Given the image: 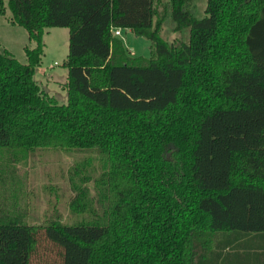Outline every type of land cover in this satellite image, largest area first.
I'll use <instances>...</instances> for the list:
<instances>
[{
	"label": "trees",
	"instance_id": "16d2710c",
	"mask_svg": "<svg viewBox=\"0 0 264 264\" xmlns=\"http://www.w3.org/2000/svg\"><path fill=\"white\" fill-rule=\"evenodd\" d=\"M169 6L188 42L161 36ZM195 8L0 0L36 42L27 63L0 51V264H251V229H264V0ZM48 27L69 29L67 103L34 77ZM115 28L150 39L151 54L132 55ZM47 147L97 153L95 175L90 159L70 169L78 221L28 220L15 165Z\"/></svg>",
	"mask_w": 264,
	"mask_h": 264
},
{
	"label": "rangeland",
	"instance_id": "374dc122",
	"mask_svg": "<svg viewBox=\"0 0 264 264\" xmlns=\"http://www.w3.org/2000/svg\"><path fill=\"white\" fill-rule=\"evenodd\" d=\"M195 5V15L204 17L207 0H192ZM7 2V0H6ZM170 2V0H163ZM169 13L160 31L161 36L169 43L179 45L190 40L189 28L176 31L175 22ZM11 11L0 13V51L9 49L21 62L27 63L28 58L25 47H35L36 42L30 40L29 32L20 25L11 24L9 18ZM125 43L132 55L149 56L151 54V40L139 36L133 32H124ZM125 36V35H123ZM125 38V37H124ZM45 54L40 66L36 68L35 79L60 103H67L68 92L65 82L68 78V69L64 65L69 52V29L67 27H48L44 33ZM238 132L244 131V126L236 127ZM234 130V131H235ZM2 154V153H1ZM97 153L93 150L78 148L47 147L30 152L28 157L18 160L15 166L22 171V177H26L28 190L32 195L28 199L29 222L41 223L48 216L60 215L63 222L72 223L82 218L71 210V198L76 191L70 181V169L87 159L92 160L89 170L95 175L100 168L97 161ZM91 195L94 193V184H88ZM50 249L49 246H44ZM43 258L42 261H46ZM212 262V261H211Z\"/></svg>",
	"mask_w": 264,
	"mask_h": 264
},
{
	"label": "crops",
	"instance_id": "0c3cea01",
	"mask_svg": "<svg viewBox=\"0 0 264 264\" xmlns=\"http://www.w3.org/2000/svg\"><path fill=\"white\" fill-rule=\"evenodd\" d=\"M125 30L126 32H129V31L133 32L130 28L122 29V34L118 37L122 38L124 42L129 36L128 34H124ZM251 234H252L251 242L253 245V249H251L252 251L251 258L253 257L251 260V264H264V229H251Z\"/></svg>",
	"mask_w": 264,
	"mask_h": 264
},
{
	"label": "built area",
	"instance_id": "2783aa9c",
	"mask_svg": "<svg viewBox=\"0 0 264 264\" xmlns=\"http://www.w3.org/2000/svg\"><path fill=\"white\" fill-rule=\"evenodd\" d=\"M114 34L117 36H120L122 34V29L121 28H115L114 29Z\"/></svg>",
	"mask_w": 264,
	"mask_h": 264
}]
</instances>
